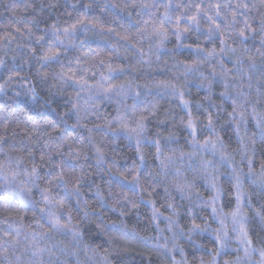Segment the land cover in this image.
I'll list each match as a JSON object with an SVG mask.
<instances>
[{
    "label": "clouds",
    "instance_id": "9594fccd",
    "mask_svg": "<svg viewBox=\"0 0 264 264\" xmlns=\"http://www.w3.org/2000/svg\"><path fill=\"white\" fill-rule=\"evenodd\" d=\"M0 264H264V0H0Z\"/></svg>",
    "mask_w": 264,
    "mask_h": 264
},
{
    "label": "trees",
    "instance_id": "16d2710c",
    "mask_svg": "<svg viewBox=\"0 0 264 264\" xmlns=\"http://www.w3.org/2000/svg\"><path fill=\"white\" fill-rule=\"evenodd\" d=\"M187 251L189 252V255L191 256V254L193 253V250H192V249H188ZM150 259H152V257H150V256H148V255H145V257H144V260H145V261H148V260H150Z\"/></svg>",
    "mask_w": 264,
    "mask_h": 264
}]
</instances>
